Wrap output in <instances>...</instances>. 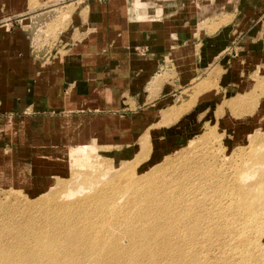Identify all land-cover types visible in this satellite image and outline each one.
Here are the masks:
<instances>
[{"label": "rangeland", "instance_id": "374dc122", "mask_svg": "<svg viewBox=\"0 0 264 264\" xmlns=\"http://www.w3.org/2000/svg\"><path fill=\"white\" fill-rule=\"evenodd\" d=\"M91 1L29 0L28 16L0 15V264H172L175 252L180 264H264V66L237 73L234 61L220 84L230 64L204 66L189 49L148 81L133 68V80L113 89L67 85L60 65ZM8 20L18 48L5 46ZM228 56L223 48L217 59ZM127 182L155 188V198L175 189L186 208L177 204L170 239L197 240L180 250L106 248L116 235L95 233L99 208L129 221L133 209L159 204ZM249 185L246 203L235 189Z\"/></svg>", "mask_w": 264, "mask_h": 264}, {"label": "crops", "instance_id": "0c3cea01", "mask_svg": "<svg viewBox=\"0 0 264 264\" xmlns=\"http://www.w3.org/2000/svg\"><path fill=\"white\" fill-rule=\"evenodd\" d=\"M5 1L0 15H29V0ZM84 9L77 42L60 65L58 81L67 85L90 92L113 89L133 80V68L140 82L148 81L168 65V57L189 49L204 66L216 60L214 67L230 64L216 78L220 84L235 73L234 61L237 73L264 66V0H93ZM8 22L5 46L18 48L19 28ZM223 48L230 57L224 62L217 59ZM139 86L133 85L135 90ZM94 104L106 106L104 101Z\"/></svg>", "mask_w": 264, "mask_h": 264}, {"label": "bare ground", "instance_id": "6f19581e", "mask_svg": "<svg viewBox=\"0 0 264 264\" xmlns=\"http://www.w3.org/2000/svg\"><path fill=\"white\" fill-rule=\"evenodd\" d=\"M261 120H264L262 118ZM264 141V138L261 140ZM258 165L264 163V156L260 157L257 161ZM125 186L132 190L135 195L140 192L145 193L147 196L143 198L145 201H157L159 204L153 207V209L149 212H140L134 211V215L131 216L129 221L117 220L112 216L113 213L109 206H103L99 208L95 213V221H99V228L95 230V233L101 234L102 236H106L109 234H115L116 237L114 238L112 246H107L106 248L111 249L112 251L118 252H125L128 254L130 252H140V249L143 246L146 247L148 251H158V250H167V249H184L183 242L184 241H196V237L194 236V232L191 233L189 237H179L176 242H172L170 239L171 229V221L175 216L182 213V208H186L185 206V198L177 194L175 189L170 188L168 186H162L159 195L157 198L152 196L151 194L155 191V188L146 187V188H139L135 183L127 182ZM177 189V188H176ZM255 189V187H254ZM253 187L250 185L246 189H240V192L236 191L239 194V198L246 203L251 201V194L254 192ZM175 191V193H173ZM262 195V194H261ZM261 199V198H260ZM259 199V201H260ZM99 200L98 198L96 199ZM40 202H43L42 200ZM182 204V208L177 206V204ZM172 204V206L170 205ZM258 203H256V206ZM261 206L264 209V202L262 200ZM260 206V208H261ZM264 213V210H263ZM178 218V217H177ZM176 218V219H177ZM174 219V220H176ZM90 222V221H88ZM85 221V223H88ZM91 224V223H90ZM174 224H177L174 222ZM120 225V231L116 232L114 226ZM3 230V229H2ZM0 230V231H2ZM198 230V229H197ZM175 233L179 232L180 229H175ZM19 228L13 227L10 230V233L19 235L20 232ZM7 233V232H6ZM58 234V231L56 232ZM4 235V234H3ZM142 240V241H138ZM183 241V242H182ZM173 243V244H172ZM124 255V254H123ZM100 257H108L107 255H101ZM161 257L166 260L168 255L163 253ZM109 258V257H108ZM112 260H116L111 258ZM104 260V259H99ZM180 253L175 252L172 253V264H180ZM85 264H89L86 262ZM109 264V263H107ZM129 264H134L130 261Z\"/></svg>", "mask_w": 264, "mask_h": 264}]
</instances>
